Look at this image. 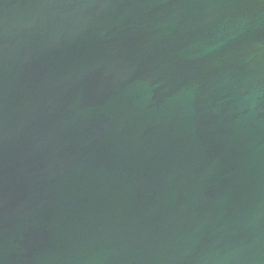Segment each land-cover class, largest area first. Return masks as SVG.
I'll list each match as a JSON object with an SVG mask.
<instances>
[{
  "label": "water",
  "instance_id": "water-1",
  "mask_svg": "<svg viewBox=\"0 0 264 264\" xmlns=\"http://www.w3.org/2000/svg\"><path fill=\"white\" fill-rule=\"evenodd\" d=\"M0 264H264V0H0Z\"/></svg>",
  "mask_w": 264,
  "mask_h": 264
}]
</instances>
